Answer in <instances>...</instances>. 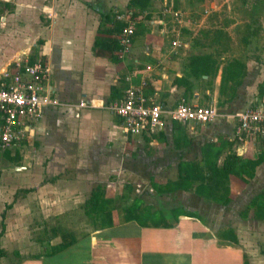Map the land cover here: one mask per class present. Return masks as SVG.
Returning <instances> with one entry per match:
<instances>
[{
  "label": "crops",
  "instance_id": "crops-1",
  "mask_svg": "<svg viewBox=\"0 0 264 264\" xmlns=\"http://www.w3.org/2000/svg\"><path fill=\"white\" fill-rule=\"evenodd\" d=\"M133 2L0 0V82L42 61L61 102L4 148L0 113L1 247L17 264H264V135L237 140L234 116L264 107V0ZM131 85L222 115L132 134L101 106Z\"/></svg>",
  "mask_w": 264,
  "mask_h": 264
},
{
  "label": "built area",
  "instance_id": "built-area-1",
  "mask_svg": "<svg viewBox=\"0 0 264 264\" xmlns=\"http://www.w3.org/2000/svg\"><path fill=\"white\" fill-rule=\"evenodd\" d=\"M165 12H171L176 17L181 14L172 6H167ZM134 32L135 24L132 22L123 29L121 42L126 50L129 49ZM178 43L174 41V44ZM16 69V72L5 71L0 82V113L4 119L1 128L3 148L22 139L27 131V121L39 119L45 107L61 104L45 86L50 74V67L46 63H22L18 60ZM68 105L97 106L86 101ZM101 106L119 114L123 118L125 130L132 134L159 132L167 127L169 120L207 123L222 115L215 106L191 105L184 99L173 107L149 102L141 87L133 85L126 89L120 100ZM234 116L238 118L237 140L245 142L254 136L264 135V107H249Z\"/></svg>",
  "mask_w": 264,
  "mask_h": 264
},
{
  "label": "trees",
  "instance_id": "trees-1",
  "mask_svg": "<svg viewBox=\"0 0 264 264\" xmlns=\"http://www.w3.org/2000/svg\"><path fill=\"white\" fill-rule=\"evenodd\" d=\"M139 1H141V0H134V2L133 3H137V2H139ZM96 194V193H95ZM94 194V195H95ZM96 196V195H95ZM91 202V201H90ZM14 256V257H13ZM16 258V260L15 261H10L9 259H11V258ZM7 259L8 261H10V262H8V264H17V259H19L20 258V254L18 255L17 253H15L14 251L13 252H9L7 249H4V248H2L1 247V241H0V263H1V259Z\"/></svg>",
  "mask_w": 264,
  "mask_h": 264
},
{
  "label": "rangeland",
  "instance_id": "rangeland-1",
  "mask_svg": "<svg viewBox=\"0 0 264 264\" xmlns=\"http://www.w3.org/2000/svg\"><path fill=\"white\" fill-rule=\"evenodd\" d=\"M184 2H187V0H183ZM38 224L39 225H41V223H42V220L41 219H39L38 221ZM31 225V224H30ZM1 227H2V221H1V218H0V229H1ZM33 237H38V234H34V235H32ZM40 236H42V235H40ZM14 237L16 238V239H20V241H23V240H25L27 237H28V235L25 237V235H20V234H17V235H14ZM22 238H24L23 240H22ZM9 252H11V251H9ZM14 252L15 253H17L18 255H19V251L18 250H14ZM14 257V256H13ZM11 258L10 259V261H15L16 260V258ZM2 260V259H1ZM6 261H7V259H6ZM10 261H7L6 263L8 264V262H10Z\"/></svg>",
  "mask_w": 264,
  "mask_h": 264
}]
</instances>
